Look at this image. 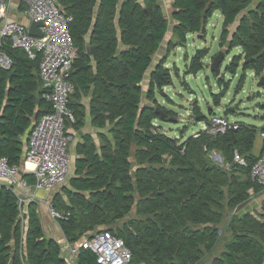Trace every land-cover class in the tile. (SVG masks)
Wrapping results in <instances>:
<instances>
[{
  "label": "trees",
  "instance_id": "1",
  "mask_svg": "<svg viewBox=\"0 0 264 264\" xmlns=\"http://www.w3.org/2000/svg\"><path fill=\"white\" fill-rule=\"evenodd\" d=\"M57 1L72 17L69 31L77 49L68 77L74 87L68 103L74 121L68 125L79 128L84 124L85 107L79 100L92 88V125L106 128L107 135L102 137L100 150L89 140L79 147L82 157L76 162L77 173L85 172L71 180L78 192L70 193L71 201L63 206L69 215L58 220L66 239L73 243L90 236L92 229L123 218L136 204L141 218L111 232L123 239L134 263L205 264L203 257L218 250L223 236L222 251L210 264H264V201L261 212L239 214L251 199L250 191L263 190L249 177V168L257 159L251 149L258 129L239 123L233 132L214 136L204 130L180 141L159 125V120L167 121L175 113L158 106L166 115L161 119L153 106L142 103L143 97L153 100L155 88L172 83L170 69L161 58L150 71L146 90L142 88L144 74L152 67V57L168 28L159 2ZM173 8V33L179 40L170 42L168 52L182 44L186 33L204 32L211 14L219 11L223 16L219 45L227 52L240 47L227 69L235 70L241 64L244 70L264 76V0H175ZM119 40L123 49H118ZM1 50L11 64L7 69L0 67V157L19 166L22 135L51 107L43 98L40 56L30 58L7 38ZM206 53L197 50L187 72L199 71ZM223 112L228 115L231 109ZM235 150L247 166L233 162ZM211 151H218L231 168L212 162ZM23 176L32 178L30 173ZM79 192H88L93 202ZM17 202L13 190L1 185L0 264H22ZM26 216L25 264H62L60 245L44 236L34 203L28 204ZM12 239L15 250L10 252ZM77 263L96 264L95 256L80 249Z\"/></svg>",
  "mask_w": 264,
  "mask_h": 264
},
{
  "label": "built area",
  "instance_id": "2",
  "mask_svg": "<svg viewBox=\"0 0 264 264\" xmlns=\"http://www.w3.org/2000/svg\"><path fill=\"white\" fill-rule=\"evenodd\" d=\"M22 1L29 23L42 22L38 26L41 36L30 35L28 25L7 20L6 11L10 0H0V38L9 39L12 47L22 48L30 58H35L37 54L40 56L38 74L45 90L43 98L50 105L51 111L44 113L33 124L19 166L10 164L5 157H0V180H6L5 185L20 194V203L34 199L31 186L35 191L51 189L63 183L68 175V148L72 134L68 132L67 125L74 121L73 112L68 105L74 87L68 77L77 52L69 31L72 17L64 13L55 4V0ZM158 1L168 4L175 0ZM10 64L9 58L0 53V67L7 69ZM238 127L239 122L230 121L228 115L219 112L211 115L205 132L215 136ZM259 135L264 141V127ZM193 136L198 134L194 133ZM211 154L220 158L219 154ZM232 160L242 167L247 166L245 158L236 150ZM20 170L33 176L34 182L31 186ZM249 177L264 191V144L261 153L249 168ZM49 214L56 220L69 215L68 212L59 211L52 206H49ZM80 249L91 251L96 264H144L134 263L132 252L123 239L108 230H99L78 245L69 241L62 243L60 251L64 258L63 264H78L75 257ZM20 261L25 264L22 258Z\"/></svg>",
  "mask_w": 264,
  "mask_h": 264
},
{
  "label": "rangeland",
  "instance_id": "3",
  "mask_svg": "<svg viewBox=\"0 0 264 264\" xmlns=\"http://www.w3.org/2000/svg\"><path fill=\"white\" fill-rule=\"evenodd\" d=\"M159 4L168 20V28L151 66L161 58L165 59V64L170 69L172 83L161 89L155 88L153 100L145 101V97H143V102L149 103L154 109L162 106L175 113L167 121L159 120L161 129L168 136L183 141L194 133L206 130L210 124L211 115L214 113L221 112L227 115L223 112L225 108L231 109L230 114H228L230 121L250 124L255 127L263 125L264 86L259 87L257 83L260 77L256 76L251 69L244 70L241 64L235 70L227 69L231 57L237 55L239 49L233 48L227 52L226 47L219 45L223 22L222 14L219 11H214L208 19L204 32L186 33L182 44L177 45L172 51L168 52L167 46L170 42L179 40L178 35L173 33L176 24L173 17V2L168 4L159 2ZM200 49L207 52L202 58V68L196 73L187 72L191 58ZM220 51L224 53V57L219 66V75L216 76L210 71V65L213 57ZM165 55H167L166 58ZM145 90L146 88L143 89V91ZM173 117L174 120H172ZM73 138L72 135L69 149ZM259 144L260 139L256 134L253 150L258 148ZM211 153L219 155L220 153L218 151L209 152L208 155L212 162L224 169L231 168L221 159L222 155L219 159H216ZM67 178L64 181L65 184L68 182ZM43 190L48 191L49 189ZM262 191L252 194L249 203L239 211V214L243 211H251L255 214L261 212V204L264 201L261 195ZM85 199L93 202L92 199H89V195L88 197L86 195ZM62 201L57 200L56 203ZM55 208L59 211L64 210L59 203L55 205ZM139 218L141 217L136 214V204H133L130 211L123 218L116 220L114 223H108L107 226L99 225L88 234L102 229L115 233L118 229L128 225L130 220ZM223 235L228 236L226 232ZM224 241L222 236L218 243V250L213 255L207 254L204 256L202 263L205 260V264H210L212 258L222 251Z\"/></svg>",
  "mask_w": 264,
  "mask_h": 264
},
{
  "label": "crops",
  "instance_id": "4",
  "mask_svg": "<svg viewBox=\"0 0 264 264\" xmlns=\"http://www.w3.org/2000/svg\"><path fill=\"white\" fill-rule=\"evenodd\" d=\"M139 1H141V0H139ZM252 1L256 2L257 0H252ZM7 7H8L7 11H6V19L7 20L16 21L18 23L29 26V24L31 22L29 23V20H28L26 14L24 12L22 0H10V4ZM2 42H3V38H0V53L5 54V52H3V50H1ZM160 47H161V44H160ZM160 47H159V49H160ZM123 48H124V45L119 40L118 41V49H123ZM235 48L239 49V52H240V47H235ZM158 50L156 51L155 55L158 54ZM155 55L152 57V62H153L154 58L156 57ZM151 65H152V63H151ZM152 68H153V66L150 67L144 74V78L142 81V88L143 89L147 88V84L149 82L150 71ZM145 77H146V79H145ZM91 92H92V88H91V90L88 91L87 94L82 95L80 97V100H79V103L85 107L84 124L79 128H73L71 125H67L68 132L74 136L73 142L71 143V147H70V149L68 148L69 149L68 155L70 158H69V167H68V176H67L68 182H67V184H65L64 182L61 183L59 185L61 189L59 188V186H55V187L49 189L48 191H46V190H36L35 191L34 188L31 186L34 182L33 176H32V178L23 176V178L26 180V182L31 186L30 191L34 195V199L31 201H28V202L24 201V202L20 203L19 199H18V202H17L18 208L20 209V212H21V214L19 215L20 219L18 220L20 222V227H21V243H20V248L18 250V255H19L20 259L21 258L23 259V261H25V259H26V246H25V231L27 228V216L26 215H27V206L30 202L35 204L36 211H37V214H38V217L40 220V224H41L42 229H43L44 236L46 238L54 239L59 245H61L65 241H68L66 239V237L64 236V233L61 230L59 221L52 218L51 215L49 214V206L54 207L53 203L55 205L59 203L61 205V207L64 208L63 206L68 205L69 202L71 201L70 200V198H71L70 193L78 192L71 185V180L75 179L78 176L83 175L85 172V170H84V171H82L83 173L78 174L77 173V166H76L77 160L82 157L81 153H78V150L80 149L79 147L84 143V141L89 140L90 143H92L97 148V150H100V147L103 145L102 137H104V136L107 137L106 132H105L106 128L100 129V128L92 125L90 111H89ZM145 101H146V99H145ZM142 103H144L143 99H142ZM31 126L21 137V140H22V158H23V155H24L25 150L27 148V139H28L29 132L31 130ZM263 127H264V123L260 127H256L258 129L257 134H258V138L260 139V144H259L258 148L253 150V147H254V143H253L251 153L254 157H258V155L261 153L262 148H263L264 141L261 139V137L259 135V131ZM255 138H256V136H255ZM5 184H6V180H0V186L5 185ZM14 193L17 197L19 196V198H20V194H18V192L17 193L14 192ZM79 193L82 194L84 196V198L86 197V195H87V197L89 195L88 192H79ZM250 194L252 195L253 193L250 191ZM261 195L264 198V191H262ZM251 198H252V196H251ZM57 200H60V201L63 200V201L56 203ZM243 212H246V211H243ZM248 212H251V211H248ZM253 215H255V213H253ZM42 218H43V220H42ZM94 233H92L90 236H88V235L82 236L80 239L73 242V244L78 245L83 239L91 237ZM70 243H72V242H70ZM9 245H10V252H13L15 250L14 239L10 240ZM77 255H78V253H77ZM60 256L62 257L63 263H64V258L61 255V251H60ZM75 262H77V256L75 257Z\"/></svg>",
  "mask_w": 264,
  "mask_h": 264
},
{
  "label": "water",
  "instance_id": "5",
  "mask_svg": "<svg viewBox=\"0 0 264 264\" xmlns=\"http://www.w3.org/2000/svg\"><path fill=\"white\" fill-rule=\"evenodd\" d=\"M55 4L59 5L57 0H55ZM41 25H42V22H31L28 26V33L32 36H41V32L38 30V26H41ZM87 50L89 52V50H90L89 47L87 48ZM223 57H224V53L220 51L217 55H215L213 57V60L211 62L210 71L216 76L219 75V72H220L219 66H220V63H221ZM257 85L259 87L264 86V76H261L259 78ZM155 112L158 115H160L161 119H164L166 116L159 107L155 108ZM32 127H33V125L31 126V128ZM230 132H233V130H230ZM216 159H218V156H216ZM20 173L22 174V176L27 174L26 172L23 173L21 170H20ZM245 204H246V201L238 204L235 207L234 212H237L238 210H240Z\"/></svg>",
  "mask_w": 264,
  "mask_h": 264
},
{
  "label": "bare ground",
  "instance_id": "6",
  "mask_svg": "<svg viewBox=\"0 0 264 264\" xmlns=\"http://www.w3.org/2000/svg\"><path fill=\"white\" fill-rule=\"evenodd\" d=\"M31 164H28V166H30Z\"/></svg>",
  "mask_w": 264,
  "mask_h": 264
},
{
  "label": "clouds",
  "instance_id": "7",
  "mask_svg": "<svg viewBox=\"0 0 264 264\" xmlns=\"http://www.w3.org/2000/svg\"><path fill=\"white\" fill-rule=\"evenodd\" d=\"M24 173V172H23ZM27 174H29V173H27Z\"/></svg>",
  "mask_w": 264,
  "mask_h": 264
}]
</instances>
